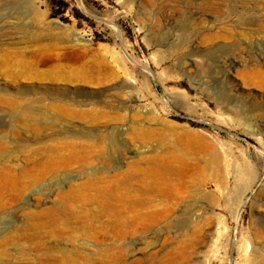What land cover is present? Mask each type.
I'll return each mask as SVG.
<instances>
[{"label": "rangeland", "instance_id": "374dc122", "mask_svg": "<svg viewBox=\"0 0 264 264\" xmlns=\"http://www.w3.org/2000/svg\"><path fill=\"white\" fill-rule=\"evenodd\" d=\"M0 9V264H264V0ZM90 181L171 214L121 232Z\"/></svg>", "mask_w": 264, "mask_h": 264}, {"label": "bare ground", "instance_id": "6f19581e", "mask_svg": "<svg viewBox=\"0 0 264 264\" xmlns=\"http://www.w3.org/2000/svg\"><path fill=\"white\" fill-rule=\"evenodd\" d=\"M2 18L21 19V15L20 13H8V15L1 16ZM131 182L90 181L81 184L79 189L82 192L83 190L85 191L84 199L86 203L90 202L98 205L95 216L107 217L114 227H120L119 231L121 232L126 228L139 229L145 227L149 222L151 223L150 220L153 223L156 219L166 218L171 214L169 209H164L160 212H150L153 206H151L145 196L151 192H159L160 188H158L155 181H136V189H133ZM143 211L147 212L143 213Z\"/></svg>", "mask_w": 264, "mask_h": 264}]
</instances>
